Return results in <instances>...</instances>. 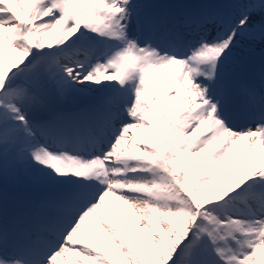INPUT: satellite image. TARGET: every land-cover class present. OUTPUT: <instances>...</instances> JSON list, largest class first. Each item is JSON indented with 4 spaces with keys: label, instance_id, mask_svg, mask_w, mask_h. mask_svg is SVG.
<instances>
[{
    "label": "snow or ice",
    "instance_id": "snow-or-ice-1",
    "mask_svg": "<svg viewBox=\"0 0 264 264\" xmlns=\"http://www.w3.org/2000/svg\"><path fill=\"white\" fill-rule=\"evenodd\" d=\"M0 264H264V0H0Z\"/></svg>",
    "mask_w": 264,
    "mask_h": 264
}]
</instances>
